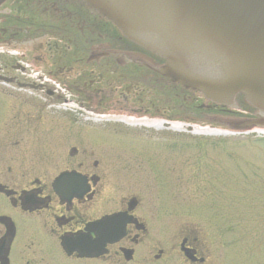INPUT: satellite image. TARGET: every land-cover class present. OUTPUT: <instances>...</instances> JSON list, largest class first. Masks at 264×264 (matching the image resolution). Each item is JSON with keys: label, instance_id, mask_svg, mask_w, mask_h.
Here are the masks:
<instances>
[{"label": "flooded vegetation", "instance_id": "obj_1", "mask_svg": "<svg viewBox=\"0 0 264 264\" xmlns=\"http://www.w3.org/2000/svg\"><path fill=\"white\" fill-rule=\"evenodd\" d=\"M162 63L81 0H0V264H244L245 249L264 258V215L177 212L182 165L162 147L163 121L240 113L170 82ZM79 96L142 114L84 123L67 113Z\"/></svg>", "mask_w": 264, "mask_h": 264}, {"label": "water", "instance_id": "obj_2", "mask_svg": "<svg viewBox=\"0 0 264 264\" xmlns=\"http://www.w3.org/2000/svg\"><path fill=\"white\" fill-rule=\"evenodd\" d=\"M137 45L165 58L170 81L255 107L240 127L264 126V0H82Z\"/></svg>", "mask_w": 264, "mask_h": 264}, {"label": "rangeland", "instance_id": "obj_3", "mask_svg": "<svg viewBox=\"0 0 264 264\" xmlns=\"http://www.w3.org/2000/svg\"><path fill=\"white\" fill-rule=\"evenodd\" d=\"M59 91L60 88L56 86L55 94L61 99L63 94ZM79 98L83 101L82 106L89 112L81 110L75 113L68 108L67 113L82 117L79 121L84 123L96 122L95 124L100 126L117 121L93 117H134L142 114L134 106L124 107L109 103L98 105L91 100H83L82 96ZM53 109L64 111L60 107L53 106ZM90 111L102 115H90ZM237 116L246 115L241 112ZM172 122H177L180 128L174 129L169 124H163L162 131L165 134L162 147L173 148L174 152L178 153L182 165L179 183L173 190L179 205L177 212L180 215H264V136L258 134V130L252 131L253 127H247L248 132L243 133L245 129L231 128L227 124L199 118L194 122H185L181 118ZM119 125L126 126L124 123ZM122 130L132 131L129 128L116 131ZM215 131L221 133H209ZM167 141H172L173 145H167ZM125 145L129 146L127 142ZM201 153L206 154L204 162L195 159L196 154ZM186 163L188 166L184 165ZM204 163L207 165L206 172L192 171L199 169L198 165ZM201 176H204L202 180L199 179ZM161 190L164 194H172L169 187L164 186ZM262 236H257L260 244ZM245 250L244 264H254L256 261L258 264L264 263V258H261L263 254L258 256L257 252Z\"/></svg>", "mask_w": 264, "mask_h": 264}, {"label": "bare ground", "instance_id": "obj_4", "mask_svg": "<svg viewBox=\"0 0 264 264\" xmlns=\"http://www.w3.org/2000/svg\"><path fill=\"white\" fill-rule=\"evenodd\" d=\"M123 120H125V119H123ZM126 121V120H125ZM171 128H174V129H179L180 128V125L179 124H172L171 125ZM194 133H207V132H202V131H194ZM209 133H214L215 135H218V134H220L221 132H219V131H215V132H209Z\"/></svg>", "mask_w": 264, "mask_h": 264}]
</instances>
